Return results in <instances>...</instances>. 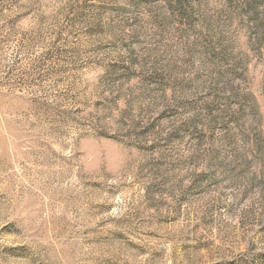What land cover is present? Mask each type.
I'll return each mask as SVG.
<instances>
[{
	"label": "rangeland",
	"instance_id": "rangeland-1",
	"mask_svg": "<svg viewBox=\"0 0 264 264\" xmlns=\"http://www.w3.org/2000/svg\"><path fill=\"white\" fill-rule=\"evenodd\" d=\"M0 264H264V0H0Z\"/></svg>",
	"mask_w": 264,
	"mask_h": 264
}]
</instances>
